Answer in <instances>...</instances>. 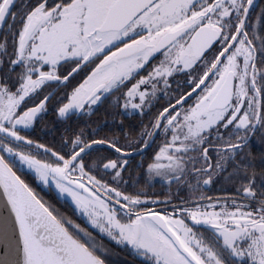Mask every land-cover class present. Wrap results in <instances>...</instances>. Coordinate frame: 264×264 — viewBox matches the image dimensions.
<instances>
[{"label":"snow or ice","instance_id":"1","mask_svg":"<svg viewBox=\"0 0 264 264\" xmlns=\"http://www.w3.org/2000/svg\"><path fill=\"white\" fill-rule=\"evenodd\" d=\"M14 8L0 0V264H109L105 239L140 264H264V151L257 163L250 145L254 136L264 144V6L255 22L254 0ZM176 75L184 87L172 91ZM49 83L64 88L58 118L91 116L109 101L121 119L107 131L85 121L59 149L34 140L24 131L54 92L28 101ZM161 91L165 103L149 122L126 128L124 117L143 116ZM133 164L170 192L186 186L189 198L129 191ZM25 166L70 199L73 215L40 194ZM220 173L233 191L198 192Z\"/></svg>","mask_w":264,"mask_h":264},{"label":"trees","instance_id":"2","mask_svg":"<svg viewBox=\"0 0 264 264\" xmlns=\"http://www.w3.org/2000/svg\"><path fill=\"white\" fill-rule=\"evenodd\" d=\"M31 0H18L14 11L19 10L23 11L25 6L30 3ZM261 6H264V0H257L254 10H252L251 20L255 22L256 14L261 11ZM257 27H261V25H257ZM6 32V26L4 29H0L1 40ZM56 84L49 83L46 86H42L43 90L38 91L37 95L32 98V100L28 101L29 106L33 102H38L39 98H42L43 95L51 92ZM64 91V88L60 86V88L55 92V94L48 101V110L38 115L37 119L34 121L31 128L26 129L24 131L25 135L31 136L32 139L38 140L40 143L47 144L49 147H54L59 149L61 137L63 135L69 134L72 129L83 127L85 121H89L93 127L99 125L104 130L107 129V117L108 110L102 109L98 111L96 116H81L77 113L71 115V117L67 120H62L60 118H56L55 107L58 103L60 93ZM67 130V131H66ZM86 131H90V129H86ZM251 151L253 155L257 158V163H259V155L261 151H264V144H262L256 137L251 140ZM31 151L35 154L37 153V149L35 146L31 148ZM39 153L42 154L43 150H39ZM24 175L25 178L33 184L34 187L40 192L45 199L51 201L57 208H59L62 212L67 215H73L72 205L69 201L58 198L57 193L53 189H49L46 186L40 184L35 180L34 173L24 167ZM207 185H204L198 192H201L204 188H207ZM233 185L228 183L224 179V175H218L213 177L212 185L206 190L209 197H220L224 192L233 191ZM75 218V217H74ZM81 223L82 220L80 221Z\"/></svg>","mask_w":264,"mask_h":264},{"label":"flooded vegetation","instance_id":"3","mask_svg":"<svg viewBox=\"0 0 264 264\" xmlns=\"http://www.w3.org/2000/svg\"><path fill=\"white\" fill-rule=\"evenodd\" d=\"M257 0H254V8L256 5ZM16 5V4H15ZM253 8V10H254ZM0 40H1V35H0ZM185 80V77L183 75H176L171 84V90L174 91L177 89V87H184L183 81ZM161 89H163V84L161 83L159 85ZM60 88V86L55 85L53 90L55 92ZM39 91V90H38ZM158 101L154 102V106L151 108V110H145V114L141 116L139 113H137L134 116H125L124 121H125V127L127 128L129 125H135L137 128L140 127V122L143 121L144 123H148L149 120L151 119L152 115L157 111V109L165 103V97L163 92H158ZM107 109L108 110V119H107V131L110 128H115L121 119L119 115L116 116V120L113 121V109L109 107V101H106L104 104H101L99 106H94V112L91 114V116H96L98 111L102 109ZM55 117H57L56 112L54 113ZM32 127V126H31ZM255 137V136H254ZM253 137V138H254ZM252 138V139H253ZM163 137L158 136L156 138V143H159ZM251 139V140H252ZM250 140V143H251ZM155 148V144L153 145L152 148L148 150V155L150 156L153 152V149ZM210 155L213 157V161L216 159V154L210 149ZM140 157H136V161H139ZM199 164H197V167ZM218 175H224V173H220ZM216 175V176H218ZM125 180L127 181V189L129 191H134L138 188H144L150 195H158L162 199L166 195H171L173 196V203L178 202L176 197H182L185 199L189 198V189L181 185L179 191H177V186L175 184L172 185L171 192L169 191L168 183L166 181L161 180L160 177H154L151 180H149L147 176V171H146V165L145 167L142 168H137L135 164H133V168L131 171V174L129 175L128 173H125ZM202 183V181H201ZM213 183V181H212ZM212 183L208 184L207 188H204L201 192L208 196V193L206 190L212 185ZM221 197V196H220ZM68 201V200H67ZM146 207H152L151 204H147ZM169 211H171V208L169 207ZM82 222H84L82 220ZM105 244L109 246V253L107 256V259L109 261V264H140V261L138 258L134 257L128 250L123 248L122 246H117L114 242H109L107 239L104 240Z\"/></svg>","mask_w":264,"mask_h":264},{"label":"rangeland","instance_id":"4","mask_svg":"<svg viewBox=\"0 0 264 264\" xmlns=\"http://www.w3.org/2000/svg\"><path fill=\"white\" fill-rule=\"evenodd\" d=\"M57 115V114H56ZM29 128H31V127H29ZM28 128V129H29ZM55 191V190H54ZM56 192V191H55ZM57 193V192H56ZM57 195H58V193H57ZM63 199V198H62ZM65 200H68L70 203H71V201H70V199H65Z\"/></svg>","mask_w":264,"mask_h":264},{"label":"water","instance_id":"5","mask_svg":"<svg viewBox=\"0 0 264 264\" xmlns=\"http://www.w3.org/2000/svg\"><path fill=\"white\" fill-rule=\"evenodd\" d=\"M17 0H15V4H16ZM54 92V91H53Z\"/></svg>","mask_w":264,"mask_h":264}]
</instances>
